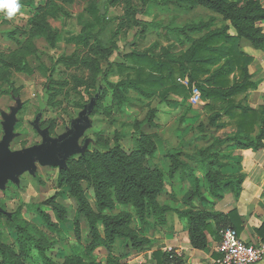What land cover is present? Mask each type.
Segmentation results:
<instances>
[{
	"label": "rangeland",
	"instance_id": "rangeland-1",
	"mask_svg": "<svg viewBox=\"0 0 264 264\" xmlns=\"http://www.w3.org/2000/svg\"><path fill=\"white\" fill-rule=\"evenodd\" d=\"M29 2L19 0L21 8L11 19L0 12V139L3 135L1 113L9 114L17 106L18 99L22 106L16 114L15 137L9 144L11 150L41 141L31 123L42 104L39 125L47 127L50 135L56 137L65 132L101 87V96L90 115L91 125L80 139V145L86 142L87 148L83 154L69 157L66 164L81 175L78 183L93 213L111 218L128 216L124 230L137 239L153 241L165 228L167 219L178 218L177 212H164V223H160L148 208L140 218L138 209L131 203L119 201L113 183H107L104 188L112 207L100 210L92 167L87 160L92 159L101 172L100 178L116 181L99 154H108L118 144L125 154L133 157L136 155V138L151 140L155 145L154 152L136 155V170L151 174L158 169L166 175L161 182L162 191L156 196L157 207L177 210L191 207L185 201L192 187L182 174L196 167L193 152L205 149L214 138L231 134L233 131L227 130L232 126L223 132L215 124L210 125L211 111L207 102L200 98L193 104L190 96L175 94L170 89L174 85L172 81L158 90L143 91L134 82L143 79L145 74L125 56L133 51L145 52L166 63H180L188 56L194 40L207 31H191L190 27L211 23L208 28L214 29L228 22L205 6L194 2L185 4L183 0H35L28 6ZM126 48L128 52H125ZM119 65L127 67L126 70L119 72ZM219 65L221 62L212 69ZM146 75L161 77L150 70ZM192 85L197 88L194 82ZM170 148L184 152L179 153L183 167L173 173L171 161L166 156ZM226 152L223 159L227 165L220 174L230 176L235 151L226 147ZM106 160L113 164L108 157ZM60 174L58 167L37 164L34 175L23 172L18 183L0 190V207L7 213L0 214V248L6 249L16 264L40 263L43 258L35 251L33 258L28 260L20 256L17 234L11 226L16 223H22L39 239L45 255L52 261L71 262L70 259L85 258L82 254V257L77 255L74 248L78 247L82 253L90 245L88 221L81 214L75 224L77 203L69 186L60 184ZM203 174L199 168L193 172L196 177L202 178ZM154 180L153 175L150 181ZM204 191L208 195L205 188ZM48 200L65 209V222L59 223V232H49L38 215L41 209L56 220L51 206L46 204ZM197 203L194 201L195 205ZM95 226L100 234L104 233L100 219ZM129 243L127 238L117 237L110 250L119 254L122 248L131 246ZM100 249H96L95 259L103 263L106 251L104 246ZM0 264H7V257L1 251Z\"/></svg>",
	"mask_w": 264,
	"mask_h": 264
},
{
	"label": "trees",
	"instance_id": "trees-1",
	"mask_svg": "<svg viewBox=\"0 0 264 264\" xmlns=\"http://www.w3.org/2000/svg\"><path fill=\"white\" fill-rule=\"evenodd\" d=\"M183 1L189 5L194 2L205 6L220 14L223 20L228 23L214 29L208 28L211 23H200L190 27L189 30L191 31H207L199 39L194 40L188 50V56L184 57L180 63H172L173 61L166 63L145 52L133 51L125 57L131 59L135 65L140 66V71L145 74L143 79H136L134 82L143 91L147 89L158 90L164 85H169L172 81L174 85L170 89L175 94L187 97L190 96L191 85L194 82L197 84L201 100L207 102L206 106L211 111L209 124H215L219 129L227 126H232L235 129L234 135L214 138L208 147L193 152L195 155L192 160L196 167L190 168L182 174L184 178L189 180L192 187L190 195L185 201L191 207L184 210L157 207L156 196L162 191L161 182L166 179V175L158 169H155L151 174H141L136 170L138 156L153 154L155 145L151 140L135 139L136 155L138 156L131 157L125 154L118 144L112 147L108 154H99L106 161L108 171L115 176L116 181L100 178L101 172L96 169L92 159L87 161L92 167L91 174L96 189L97 206L100 210L112 207L107 200V192L104 188L107 187V183H113L119 201L124 204L131 203L138 209L137 215L140 218L143 217L144 210L148 208L151 214L159 219L160 223H164L163 213L175 210L179 218L186 220V229L193 248L203 249L207 245L205 231L209 230L208 222L210 220L214 222L216 230H224L233 224L230 213L210 212L208 207L213 204V199H220L223 196L224 190L230 189L235 196H238L243 180L242 173L230 176L220 174V170L227 165L223 159L224 154L227 153L226 147L233 150L264 148V94L258 108L243 104L242 98L245 92L249 88H254L256 83L250 80L251 76L248 71L252 57L238 48V41L241 37L248 39L255 48H264V32L255 26V22L264 21V8L259 0ZM100 17L103 18L101 14ZM231 28L233 31H229ZM112 52L113 50L110 53ZM220 62L221 65L212 69V66ZM126 68L119 65L118 71L123 72ZM149 70L160 74L161 77H149L146 75V71ZM185 72H188V86L177 81L178 78L186 77ZM232 72H238L240 78L238 80L231 79L230 74ZM205 75L206 77L200 82V79ZM179 153L184 152L174 148L167 150L166 156L171 161L172 173L183 167V160L179 157ZM107 157L112 161V165L106 160ZM234 167L238 168L235 163ZM196 168L203 170L202 178L193 175ZM153 175L155 180L150 181ZM80 176L67 165L66 168L61 169L60 184L68 185L70 194L76 200L77 217L75 224H78V216L81 214L88 221L92 240L90 245L82 253L78 247L74 248L77 255L82 257V254L85 257L84 260L70 259L71 262L64 260L62 263L52 261L50 257L45 255V249L39 239L31 235L22 223L11 224L16 231V243L23 259L33 258L35 252H38L39 255L43 256L42 262L36 261L33 264H102L95 259L94 251L103 246L107 251H112L110 245L117 237L127 238L133 248H139L143 244L149 243L144 239H137L124 230L123 226L127 222L128 216L122 215L111 218L101 217L99 214L93 213L78 183ZM204 188L208 195L205 194ZM194 201L198 202L197 205L194 204ZM46 204L51 206L56 220L53 221L50 215L41 209L38 211V215L42 218L49 232H59V223L65 222V209L55 204L53 200H48ZM98 219L104 224L103 234H100L95 226ZM258 231L261 234L264 232V222ZM262 238L264 240V234ZM0 251L7 257V264H16L6 249L0 248ZM154 255L161 264H180L183 262V259L174 255L173 252L155 251Z\"/></svg>",
	"mask_w": 264,
	"mask_h": 264
},
{
	"label": "crops",
	"instance_id": "crops-1",
	"mask_svg": "<svg viewBox=\"0 0 264 264\" xmlns=\"http://www.w3.org/2000/svg\"><path fill=\"white\" fill-rule=\"evenodd\" d=\"M35 0H30L27 4L32 6ZM264 8V0H259ZM24 6V5H23ZM1 24V13H0ZM255 26L264 32V21L255 22ZM238 48L240 51L252 57L248 65L250 80L255 82L254 88H249L242 100L243 104L252 108H258L264 94V48H255L246 38H239ZM231 79L240 78L238 72L230 74ZM222 128V131H226ZM227 135H234L235 129L232 127ZM232 161L238 168L232 167V175L243 174L238 196H235L230 189L224 190L220 199H213V204L208 207L210 212L223 214L230 213L232 226L236 229L239 238L249 244H257L263 240V234L258 229L264 222V148L258 150L235 149ZM234 166V165H233ZM165 228L158 232L157 238L148 244H143L139 248H122L120 253L106 251L102 264H161L155 257V251L173 252L180 256L183 262L180 264H219L216 260L219 257L217 246L221 238V230H216L214 222L210 220L209 230H206L207 245L203 249H195L190 243L186 229V220L177 218L167 219ZM167 226V227H166ZM99 247L98 250H101ZM97 250L94 251L96 255ZM119 257V259H118ZM98 260V259H96ZM63 260L59 263H62ZM173 264V263H171ZM256 264H264V259Z\"/></svg>",
	"mask_w": 264,
	"mask_h": 264
},
{
	"label": "water",
	"instance_id": "water-1",
	"mask_svg": "<svg viewBox=\"0 0 264 264\" xmlns=\"http://www.w3.org/2000/svg\"><path fill=\"white\" fill-rule=\"evenodd\" d=\"M125 52H128V48H126ZM101 89V87H98L97 93L84 105L77 118L70 122L65 132L56 137L50 135L47 127L41 128L39 125L44 106L42 104L31 123L35 131L40 135L41 141L18 150H11L9 143L15 137L14 126L17 121L16 114L21 107L20 100H17V106L12 108L9 114L2 112L3 135L0 140V190L5 189L7 180L17 183L18 176L23 172L34 175L37 164L63 169L67 166L66 161L69 157L84 153L87 143L84 142L80 145V139L84 135L85 130L91 125L90 115L101 95ZM0 212H5V210L0 207Z\"/></svg>",
	"mask_w": 264,
	"mask_h": 264
},
{
	"label": "built area",
	"instance_id": "built-area-1",
	"mask_svg": "<svg viewBox=\"0 0 264 264\" xmlns=\"http://www.w3.org/2000/svg\"><path fill=\"white\" fill-rule=\"evenodd\" d=\"M179 83L188 85L187 78H178ZM199 90L191 85L190 102L196 104L200 101ZM219 254L216 260L219 264H256L264 259V240L257 244L242 241L235 228L226 227L222 230L217 246Z\"/></svg>",
	"mask_w": 264,
	"mask_h": 264
},
{
	"label": "clouds",
	"instance_id": "clouds-1",
	"mask_svg": "<svg viewBox=\"0 0 264 264\" xmlns=\"http://www.w3.org/2000/svg\"><path fill=\"white\" fill-rule=\"evenodd\" d=\"M20 8L19 0H0V12H3L8 19L14 17Z\"/></svg>",
	"mask_w": 264,
	"mask_h": 264
},
{
	"label": "flooded vegetation",
	"instance_id": "flooded-vegetation-1",
	"mask_svg": "<svg viewBox=\"0 0 264 264\" xmlns=\"http://www.w3.org/2000/svg\"><path fill=\"white\" fill-rule=\"evenodd\" d=\"M21 106H22V105H21ZM20 109H21V107H20ZM20 109H19V110H20ZM16 122H17V121H16ZM2 132H3V129H2ZM1 138H2V136H1ZM0 140H1V139H0ZM10 142H11V141H10ZM9 144H10V143H9ZM9 148H10V147H9ZM23 148H24V147H23ZM21 149H22V148H21ZM19 176H20V175H19ZM19 176H18V177H19ZM17 183H18V182H17ZM9 184H16V183L13 182V181H11V180H7L6 183H5V189L8 188ZM5 189H4V190H5ZM1 213H2V214H7L6 211H5V212H0V214H1Z\"/></svg>",
	"mask_w": 264,
	"mask_h": 264
}]
</instances>
